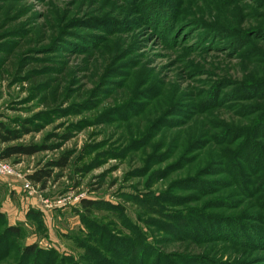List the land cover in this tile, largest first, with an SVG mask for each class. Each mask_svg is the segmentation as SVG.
<instances>
[{"label": "rangeland", "instance_id": "obj_1", "mask_svg": "<svg viewBox=\"0 0 264 264\" xmlns=\"http://www.w3.org/2000/svg\"><path fill=\"white\" fill-rule=\"evenodd\" d=\"M0 13V122L35 125L17 144L39 150L0 159V264H264V0Z\"/></svg>", "mask_w": 264, "mask_h": 264}, {"label": "trees", "instance_id": "obj_2", "mask_svg": "<svg viewBox=\"0 0 264 264\" xmlns=\"http://www.w3.org/2000/svg\"><path fill=\"white\" fill-rule=\"evenodd\" d=\"M1 15V13H0ZM8 18L4 19V23H8ZM14 34H19V36H22L24 34L23 31L20 32H14ZM22 41H16L14 44L20 45ZM30 52V50H29ZM7 59V56H4L3 59L0 60V63L5 62ZM26 63V59L22 60V64L24 65ZM39 70H30L28 71V78L31 79L33 82L37 80V74ZM54 82V79L51 78L49 80H46L45 83H41L38 85V88L47 87L48 85L52 84ZM37 85V84H36ZM53 103V102H52ZM44 104L47 106H50V100L48 98H45ZM53 111V109H51ZM13 124V127H11L10 124H5L0 122V145H3L4 148L0 150V159L3 160H9L13 157H21V156H31L38 152V146L35 145H24V144H17L18 141H20L24 136L30 134L33 131H36L35 125H31L27 121H21V120H13L11 122ZM18 129H17V128ZM13 143V144H12ZM12 144V145H11ZM69 162V156L67 154H63L59 157L56 161H51L48 164V169L39 170L35 173L28 176V179L33 184H42L45 185L46 181L51 177V173L53 169L59 168L64 169L68 165ZM94 206V203L84 200L82 202V209L84 211H90V209ZM5 233L10 236H19L20 235V228L16 226H10L7 227L5 230ZM38 255L40 254V250L37 248V246H27L22 252V256H31V255Z\"/></svg>", "mask_w": 264, "mask_h": 264}, {"label": "built area", "instance_id": "obj_3", "mask_svg": "<svg viewBox=\"0 0 264 264\" xmlns=\"http://www.w3.org/2000/svg\"><path fill=\"white\" fill-rule=\"evenodd\" d=\"M9 173L10 172H9L8 168H6L5 166H3L1 164V162H0V174H9ZM24 188L26 190L30 191L31 190V185L28 182H26L25 185H24Z\"/></svg>", "mask_w": 264, "mask_h": 264}]
</instances>
